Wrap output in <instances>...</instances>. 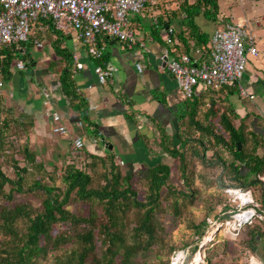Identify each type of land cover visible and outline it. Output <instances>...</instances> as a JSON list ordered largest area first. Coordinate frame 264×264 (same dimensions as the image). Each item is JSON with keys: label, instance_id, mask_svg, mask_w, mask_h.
Segmentation results:
<instances>
[{"label": "trees", "instance_id": "1", "mask_svg": "<svg viewBox=\"0 0 264 264\" xmlns=\"http://www.w3.org/2000/svg\"><path fill=\"white\" fill-rule=\"evenodd\" d=\"M179 8L187 14L189 35L200 43L205 57L211 39L201 31L195 18L204 13L217 21L219 0H185ZM162 22L169 26L168 20ZM50 30L51 38L57 36V52L68 61L74 59L69 49L61 45L60 35L65 32L54 27ZM171 39L178 40L175 35ZM25 43L0 45L3 82L13 79L19 59L30 64L24 53ZM185 43L187 52L174 56L190 53L189 42ZM101 57L96 58L97 64L102 65ZM59 80L84 124L95 127L89 104L74 80L72 65H66ZM236 86L207 87L217 94L212 98H195L197 93L192 99L186 98V112L179 117L176 134L179 142L167 133L162 134L160 142L174 163L160 161L134 171L125 170L113 151L95 154L85 146L81 149L82 166L76 161L81 156L79 150L66 166L53 164L50 170L47 163L53 162L42 155L31 139L34 120L9 104L1 88L0 264H171L170 256L179 247L167 235L159 215L185 214L181 205L192 202L200 193L195 187L197 179L210 185L216 182L223 191L232 185L254 192L253 186L260 184L264 196V182L257 178L264 174V134L249 125L251 114L242 116L231 100L226 103L220 98L222 91L229 89L233 93ZM238 142H242L241 150ZM5 166L12 167L10 173ZM16 193L36 197L39 203L14 202ZM223 196L220 203L210 206V210H222L217 215L221 220L230 217L225 192ZM75 203L76 210L71 207ZM209 218L192 225L200 239L207 233ZM247 229L243 243L257 254L264 247V221L244 230ZM192 243L187 241L184 246ZM197 248L198 244L194 253Z\"/></svg>", "mask_w": 264, "mask_h": 264}, {"label": "crops", "instance_id": "2", "mask_svg": "<svg viewBox=\"0 0 264 264\" xmlns=\"http://www.w3.org/2000/svg\"><path fill=\"white\" fill-rule=\"evenodd\" d=\"M184 1L159 0L157 5L148 6L140 14H130V25L138 39V44L132 48L123 41L99 37L104 47L102 65L112 72L106 83L98 80L94 69L96 59L75 31L62 33L61 45L69 49L73 58L78 56L84 63L83 68L76 67L74 59L68 61L57 52L54 47L57 36L51 38V30L45 34L37 30L43 46H37L32 40L25 43L24 53L31 62L26 70L15 68L13 79L9 81L11 85L3 90L8 103L34 120L32 141L41 150L53 151L54 158L58 153L60 157L73 159L79 151L74 139L82 136L85 149L102 155L113 151L131 171L164 161L167 153L160 144L162 134L167 133L177 140L180 113L186 112L187 105L162 54L166 49H170L172 55L187 52V41L191 54L203 52L200 43L189 35L187 14L179 8ZM219 3L217 21L204 13L196 16L201 31L211 39L218 26L242 22L256 35L259 49L257 56L248 57L246 72L234 92L222 91L220 98L226 103L231 100L242 116L251 114L253 127L264 134V0H219ZM162 20H168L169 26ZM174 35L178 39L175 43L171 39ZM67 64L72 65L74 80L89 104L95 127L84 124L62 90L59 75ZM212 95L217 94L200 85L195 98H212ZM53 113L61 115V124L68 128L67 133L54 131L58 122L53 119ZM83 154L84 149L81 159H84ZM257 258L264 264V247L258 250Z\"/></svg>", "mask_w": 264, "mask_h": 264}, {"label": "built area", "instance_id": "3", "mask_svg": "<svg viewBox=\"0 0 264 264\" xmlns=\"http://www.w3.org/2000/svg\"><path fill=\"white\" fill-rule=\"evenodd\" d=\"M158 2L159 0H0V45L32 40L37 46H43L44 41L36 35L37 30L45 34L54 27L65 33L75 31L84 40L88 52L96 59L104 54V47L99 43L100 36L123 41L130 48L138 44L129 16L140 14L148 6L153 7ZM209 47L205 57L203 52L201 55L182 53L174 56L170 49L162 54V60L177 79L185 98H194L200 85L212 88L238 85L246 72L248 57L259 54L256 35L242 22H229L215 28ZM74 60L78 68L84 67L77 55H74ZM16 67L24 70L27 63L19 59ZM1 68L0 64V71ZM94 69L101 83H106L112 77V72L103 65L96 64ZM3 86L4 82L0 81V89ZM52 117L58 122L54 131L67 133L68 128L61 124V115L53 113ZM74 143L76 149L81 150L85 146V139L78 136ZM121 163L125 162L121 160ZM257 178L264 182V174H258ZM224 192L230 204L227 210L230 217L224 220L214 218L221 227L226 226L227 230L238 236L247 226L264 221V206L254 192L232 185L226 186Z\"/></svg>", "mask_w": 264, "mask_h": 264}, {"label": "rangeland", "instance_id": "4", "mask_svg": "<svg viewBox=\"0 0 264 264\" xmlns=\"http://www.w3.org/2000/svg\"><path fill=\"white\" fill-rule=\"evenodd\" d=\"M25 73L27 74V71ZM0 81H3L2 75H0ZM4 83L5 86L2 87V91L6 89L7 86L11 85L9 84V81H6ZM181 114L182 112L180 113V115ZM251 121L252 119L249 120V125L253 126V122ZM239 122L240 121L237 120V124H239ZM32 142L34 143V141ZM41 151L42 155L47 160L53 162L52 164L50 162L47 163V166L50 170H53V164H56L59 168H63L73 160L70 157H60L57 152V158H54L53 151ZM81 160V158H78L76 160L78 161L79 166H82ZM164 161L170 164L174 163V159L168 154H166ZM123 166L125 170H128L126 165ZM139 168L142 167H138L135 169ZM4 169L8 173H10L9 171L12 170V167L8 168V166H5ZM209 180L214 179L210 177ZM211 183L213 184H206L201 179H197L195 187L200 191V193L192 202L186 201L184 205H181L182 208L186 209L185 214L175 215L173 212H164L159 215L160 221L165 231L167 232V235L170 236L174 244L179 247L170 256L171 264H210V260L213 262V264H255L254 258L258 260L257 254L253 253L243 243L244 239L248 236V229L242 230L240 235L237 236L236 234L227 230L226 226L221 227L219 223H216V219L214 218H217L219 209H217L216 207V209L210 210V206L213 202L220 203V198L224 199V191L221 185L217 184L216 182ZM58 184L61 185L62 181H58ZM253 188L255 196L261 203H264L262 186L259 184L253 186ZM7 190L9 191L8 186ZM143 195L144 193H142V196ZM27 200H30L34 203H39L36 197H32L26 193L15 194L14 202ZM71 207L72 209L76 210V208L78 207V203L73 204ZM208 216H210V218L208 219L209 225L207 227V233L202 239H200L197 237V234L195 233V228L192 227V225L199 224L203 220L207 219ZM212 233H214V237L212 236L211 238L210 236ZM191 240L193 242L192 244H190L189 246H184L185 242ZM197 244L198 248L194 253V247ZM181 252H183V258L178 259V255ZM164 255L166 258L168 257L167 251ZM142 259L143 256H140L138 258L139 261H141ZM195 259L199 260V262L195 263ZM258 263L263 264L259 260Z\"/></svg>", "mask_w": 264, "mask_h": 264}, {"label": "bare ground", "instance_id": "5", "mask_svg": "<svg viewBox=\"0 0 264 264\" xmlns=\"http://www.w3.org/2000/svg\"><path fill=\"white\" fill-rule=\"evenodd\" d=\"M217 226H218V225H217ZM213 234H214V233L211 234V236H210L211 238H212ZM213 237H214V236H213ZM180 258H183V252H181V253L178 255V259H180Z\"/></svg>", "mask_w": 264, "mask_h": 264}, {"label": "water", "instance_id": "6", "mask_svg": "<svg viewBox=\"0 0 264 264\" xmlns=\"http://www.w3.org/2000/svg\"><path fill=\"white\" fill-rule=\"evenodd\" d=\"M238 144H239V149L241 150L242 149V142H238ZM111 148H112V146H111Z\"/></svg>", "mask_w": 264, "mask_h": 264}]
</instances>
